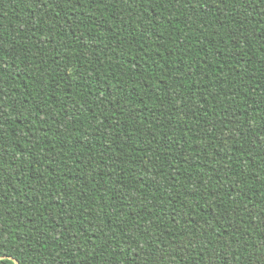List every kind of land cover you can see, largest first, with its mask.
<instances>
[{
	"label": "trees",
	"instance_id": "obj_1",
	"mask_svg": "<svg viewBox=\"0 0 264 264\" xmlns=\"http://www.w3.org/2000/svg\"><path fill=\"white\" fill-rule=\"evenodd\" d=\"M0 264H264V0H0Z\"/></svg>",
	"mask_w": 264,
	"mask_h": 264
},
{
	"label": "water",
	"instance_id": "obj_2",
	"mask_svg": "<svg viewBox=\"0 0 264 264\" xmlns=\"http://www.w3.org/2000/svg\"><path fill=\"white\" fill-rule=\"evenodd\" d=\"M0 259H2V257H0ZM8 259L12 260L15 264H19L16 260H14V259L11 258V257H8Z\"/></svg>",
	"mask_w": 264,
	"mask_h": 264
}]
</instances>
